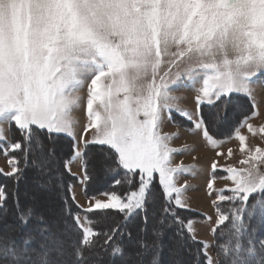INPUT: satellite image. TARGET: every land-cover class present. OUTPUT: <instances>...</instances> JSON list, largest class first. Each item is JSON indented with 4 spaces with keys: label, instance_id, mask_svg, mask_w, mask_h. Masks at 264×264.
<instances>
[{
    "label": "snow or ice",
    "instance_id": "1",
    "mask_svg": "<svg viewBox=\"0 0 264 264\" xmlns=\"http://www.w3.org/2000/svg\"><path fill=\"white\" fill-rule=\"evenodd\" d=\"M261 77L264 0H0V150L21 153L10 156V172L0 173L18 183L32 167L41 187L60 190L65 173L85 186L97 169L106 175L123 170L129 185L138 176L136 190L123 197L112 191L104 193L106 200H90L87 208L77 205L83 216L72 211L67 198L58 214L47 216L35 204L21 206L14 192L13 223L0 229V264H163L165 247L167 264H264V148H250L240 132L246 126L253 135L264 134V125L255 127L245 115L233 131L246 155L239 161L243 167H225L232 186L220 189L212 202L211 232L228 224L217 237L222 243L198 240L195 222L178 214L188 208L183 195L188 185L177 186L176 176L194 174L196 166H173L172 154L189 148L171 147L179 134L160 131L163 113L172 119L174 110L213 147L224 143L210 134L201 105L217 109L214 126L226 119L229 106L242 109L234 94L248 97L255 108L252 84ZM173 87L195 91V113L180 106L183 97L173 95ZM82 102L87 123L78 137L73 112ZM6 122L17 126L20 141H6ZM62 134L70 139L66 146L60 144ZM77 162L79 175L72 172ZM218 167L213 161L210 191ZM157 173L165 204L153 218L149 242L148 206L155 202ZM121 183L114 180V186ZM7 199L0 187L5 215ZM224 202L230 207L222 208ZM107 210L124 219L109 224L87 215ZM136 216L142 226L134 236L129 225ZM168 229L174 233L165 245Z\"/></svg>",
    "mask_w": 264,
    "mask_h": 264
},
{
    "label": "rangeland",
    "instance_id": "2",
    "mask_svg": "<svg viewBox=\"0 0 264 264\" xmlns=\"http://www.w3.org/2000/svg\"><path fill=\"white\" fill-rule=\"evenodd\" d=\"M181 67H184L182 64ZM163 72V69L161 70ZM175 71V69H173ZM90 82V81H88ZM196 87H199V84L196 85ZM253 88V95L255 97V108H253V111H258L257 116H252L249 114L248 116L251 117L248 121V123L253 124L255 127L259 128L261 125H264V77H261L260 79L256 80L252 84ZM171 93L176 96L183 97L179 104L182 108H186L189 111L195 113L196 110V103H195V91L192 88H171ZM87 94V82L85 84V87L81 89V95L86 96ZM237 96H242L246 99H248L253 107V102L248 97L243 96L242 94H234ZM208 105V104H203ZM251 112V113H252ZM73 115L79 120V123L76 126V133L79 137L83 133V128L85 124L87 123V117L85 113V104L82 102L81 107L73 112ZM169 113L167 110L163 113V120L160 126L161 133H168V134H175L178 133V136H173V138L170 141V146L173 148H183L184 146H188L189 150L182 151L176 153L177 156H174L175 164H181L184 165H195V169H193L194 174H185L181 178H179L178 183H182L184 185L187 183L188 187L184 195V199L187 205L196 207L198 209H201L205 212L206 216L212 217L211 221H208L206 219V216H204L201 212H197L196 210H190L196 213L201 214L203 217H197V218H190L193 220L194 227L196 229V232H199L203 239L208 237L209 228L212 227L215 223V219L213 215L209 212V206L212 204L214 200L217 199V195L219 194L220 189H224L225 186L231 187L232 181L229 179H226L228 173L225 171L226 166H235L237 168L243 167L239 163L241 159H243L246 155V153H242L240 151V142L237 138L234 137L233 131L238 126H236L232 134L229 137H232L229 139V137L219 140H224V143L217 145L213 147L208 141L203 137V134L200 130L194 129L192 123L190 126L182 125L180 123H177L173 120L174 116H180L177 114L174 110L171 112L172 119H168ZM182 117V116H180ZM230 117L231 114H230ZM183 118V117H182ZM185 119V118H184ZM243 120V119H242ZM14 124V122H12ZM15 127H17L14 124ZM4 135L6 138V141L9 139V129L10 124L4 123ZM240 132L244 134L247 137L246 144L250 148H254L255 146H260L261 148H264V134H260L257 132L255 135L248 132V129L246 126L240 128ZM91 133L89 132L86 135V138H90ZM217 139V138H216ZM10 142V141H9ZM232 150V156H228V150ZM217 153H222V155H217ZM4 155V152L2 151L0 153V156ZM10 157L8 155L3 156L0 158V166L4 167L5 162ZM213 161H216L220 167L215 172V176L217 179L214 181V190H209L207 187L208 181L212 179V169L211 164ZM79 166V162L75 163V165ZM260 171L264 172V165H261ZM32 182V181H31ZM37 182L33 181V183H28L24 186L23 195L29 200H32L33 204H35L36 209L40 206H47L51 203L55 202L54 197L52 198H42L38 196L39 194L36 192L37 189ZM43 183V182H41ZM181 185V186H182ZM185 190V191H186ZM73 192L75 194V189H73ZM227 192V191H225ZM224 192V193H225ZM230 193V192H229ZM83 195L86 198L91 199V201H94V199H101L106 200L108 197L104 193H98L95 195H87L84 191V185H83ZM80 198V197H79ZM76 204V202L74 201ZM77 205V204H76ZM80 214L83 216L84 213H81V208H79ZM188 210V209H187ZM57 211H47L45 215L47 216H53L56 215ZM3 227H0L2 229ZM166 238L170 237L168 235H165ZM211 237L213 239V234H211ZM213 242V241H212ZM209 254L214 256L213 248L209 249ZM166 259L165 263L167 264L168 255L163 256L161 255V259ZM163 262V261H162Z\"/></svg>",
    "mask_w": 264,
    "mask_h": 264
},
{
    "label": "trees",
    "instance_id": "3",
    "mask_svg": "<svg viewBox=\"0 0 264 264\" xmlns=\"http://www.w3.org/2000/svg\"><path fill=\"white\" fill-rule=\"evenodd\" d=\"M233 99L236 101L237 105L242 106L241 108H237L234 110L232 106H229L228 109V115L226 119L221 122L218 125H213L211 122L215 116V113L217 109L211 105H201L200 111L201 114L205 117L206 122L209 123V131L210 134L214 136V138L217 139H224L229 137L232 134L233 129L239 125V122L244 119L245 115L251 114L253 107L251 102L242 97V96H237L233 95ZM230 114L232 117H230ZM173 120L177 123H180L182 125L190 126L191 122L187 121L186 119L180 117V116H174ZM42 139H44L45 143H48L47 138L41 134ZM21 140V133L18 130L17 127L14 126L13 123L10 124V129H9V141L10 142H17ZM60 144L62 145H67L70 143V139L61 135L59 138ZM95 147V146H92ZM2 150H0V153ZM9 157L10 156H17L19 157L21 155L20 152H11L7 154ZM120 179L122 183L120 185H115L114 186V180ZM64 180V185L65 188L64 190H60L56 187H41L40 183L43 182L39 179L38 173L36 169L32 167L25 168L24 173L22 178L17 181L13 177H8L6 175H3L0 173V187H4L5 190L8 192V199L5 204V208L7 209V214L5 215L4 209H0V227L4 226V223H13V218L15 214V202L13 198V193L15 192L19 196V201L20 205L24 206L27 204H33L32 200H29V198L25 197L23 195L24 191V186L28 183H33V181L37 182V189L36 192L39 194L38 196L40 197L39 199L42 198H52V196L55 199L54 203H51L49 205H43L37 208V211L39 213L45 214L47 211H57V214L60 212V210L64 207V201L63 198H67L68 205L71 207L72 211L78 212L80 209L77 208V205L74 203V201L71 199V194L69 191H67V185L71 184L76 181V177L68 175L67 173L64 174L63 176ZM32 181V182H31ZM132 184L129 185L124 178V171L121 170L119 175H106L104 172L100 171L97 169L93 174L92 178L87 182L86 186L84 185V191L85 194L87 195H95L98 193H108L115 191L117 194L121 195L122 197L126 193H130L131 191L136 190L138 187V176H133L132 177ZM153 193L155 196V202L153 204H150L148 206V215H149V224H148V232L149 235L146 237V239L151 242L152 236H151V229L152 226L155 222L153 219L159 218L162 209L165 204V199L162 194L161 187L158 182V175L154 174V180H153ZM225 195H230L231 193L225 192ZM252 202V198H250V203ZM221 207L224 209H227L230 207V204L228 202H224L221 204ZM84 213V212H81ZM85 214V213H84ZM178 214L182 218L190 219V218H197V217H203L201 214L187 210V209H178ZM89 217L91 219H101L106 218V223H112L113 221L120 222L124 219L123 214L119 213L116 210H107L106 213H100V212H95V213H88ZM142 226V220L140 216H136L132 219L130 222V230L133 232V235L135 236L137 233V230L139 227ZM228 227V224L226 223L224 226H221L220 229H218V232L216 234H213V242L215 243H222L223 240H218L217 237L219 235L220 231H225ZM174 229H168L165 232V235H168L170 238L173 236ZM164 235L163 237V242L165 245L170 244V239L166 238ZM226 239V237L224 238ZM100 243H103V238H101ZM193 249L199 247V245H193ZM214 256L216 255V249L213 248ZM161 255L166 256L168 255V248L165 247ZM165 258L162 260L163 263H165ZM168 261V259H167Z\"/></svg>",
    "mask_w": 264,
    "mask_h": 264
},
{
    "label": "crops",
    "instance_id": "4",
    "mask_svg": "<svg viewBox=\"0 0 264 264\" xmlns=\"http://www.w3.org/2000/svg\"><path fill=\"white\" fill-rule=\"evenodd\" d=\"M63 135V134H62ZM8 141H9V139H8ZM8 145L7 144H5L4 145V147H7ZM10 151V150H9ZM3 156H5L6 157V154L4 153V155H1L0 156V158H2ZM174 156H177L176 155V153H173L172 154V165L173 166H175V165H177V164H175V160L176 159H174ZM7 159V158H6ZM8 160L9 159H7L6 160V162H5V166L4 167H2V166H0V170H2V173H8V172H10L11 171V165L8 163ZM72 172L73 173H76L77 175H79L80 174V165L78 166L77 164L75 165V164H73L72 165ZM186 175H187V173H185ZM184 173H181V174H178L177 176H176V183H177V186H181L182 185V183H178V181H179V178H181L183 175H185ZM157 175H158V173H157ZM71 186H72V191L70 192V194H71V197H72V195L74 194V192H73V189H75V202H76V204L77 205H80L81 206V208H87L88 207V203H89V201L91 200V199H89V198H86L84 195H83V184L76 178V181L75 182H73V183H71ZM186 192H188V190H186V191H184V194L186 193ZM80 197V198H79ZM186 209H188V210H196L197 212H201L204 216H206V214H205V212L203 211V210H201V209H198V208H196V207H192V206H189L188 205V208H186ZM209 212L211 213V215H213V217H214V219H215V221H216V213H215V209H214V205H213V203L212 204H210V206H209ZM215 224V223H214ZM213 227V226H212ZM212 227H210L209 228V232H208V237L207 238H205V239H203L201 236V234L199 233V232H196V238L198 239V240H204V241H209V242H212L213 241V239H212V237H211V234H213L212 232H211V228Z\"/></svg>",
    "mask_w": 264,
    "mask_h": 264
}]
</instances>
